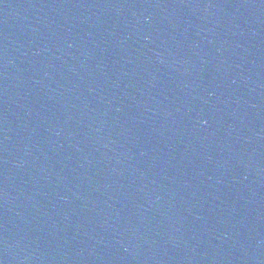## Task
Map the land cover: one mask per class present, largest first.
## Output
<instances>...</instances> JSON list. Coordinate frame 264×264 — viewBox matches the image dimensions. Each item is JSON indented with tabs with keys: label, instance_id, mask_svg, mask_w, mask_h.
Segmentation results:
<instances>
[{
	"label": "water",
	"instance_id": "water-1",
	"mask_svg": "<svg viewBox=\"0 0 264 264\" xmlns=\"http://www.w3.org/2000/svg\"><path fill=\"white\" fill-rule=\"evenodd\" d=\"M0 264H264V0H0Z\"/></svg>",
	"mask_w": 264,
	"mask_h": 264
}]
</instances>
